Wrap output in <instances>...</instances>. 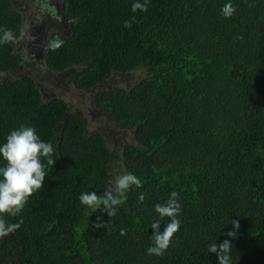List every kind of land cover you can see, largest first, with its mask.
<instances>
[{"label": "trees", "instance_id": "1", "mask_svg": "<svg viewBox=\"0 0 264 264\" xmlns=\"http://www.w3.org/2000/svg\"><path fill=\"white\" fill-rule=\"evenodd\" d=\"M134 2L65 0L72 29L51 32L48 40L59 34L64 44L46 52L51 71L77 69L71 82L93 93L97 116L132 133L118 149L64 99L45 102L33 77L0 79V146L31 126L56 159L22 213L4 215L20 227L0 238V264H219L208 248L225 240L231 264H264V0H147V12L133 13ZM228 2L231 18L221 14ZM21 24L10 0H0V28L19 36ZM19 62L10 43L0 44L1 75ZM130 75L124 88L105 87ZM124 173L142 186L115 216L90 215L80 195L103 196ZM173 191L180 229L163 256L147 255L152 222L161 232L169 222L155 206ZM98 217L105 226L96 229Z\"/></svg>", "mask_w": 264, "mask_h": 264}, {"label": "clouds", "instance_id": "2", "mask_svg": "<svg viewBox=\"0 0 264 264\" xmlns=\"http://www.w3.org/2000/svg\"><path fill=\"white\" fill-rule=\"evenodd\" d=\"M132 12L138 10L147 12V0L140 3L139 0L132 4ZM236 12L235 6L228 2L222 9L221 14L225 18H231ZM135 17H133V20ZM124 27L130 28L131 21H125ZM242 38V37H241ZM36 38L30 34L29 30L22 31L19 36L15 35L11 29L0 28V44L19 42L25 40L32 42ZM64 44V40L57 34L53 39L46 41V52L56 51ZM55 149L50 142H44L37 134L34 127L21 125L18 129L11 131L7 136L6 142L0 146V157L5 161L0 166V238L6 237L20 227V223H7L4 215L18 216L22 213L29 198L36 192L43 189L47 169L54 167ZM141 187V180L132 173H124L115 176L109 186L105 188L103 196H97L96 192H84L80 195L81 204L87 206L91 212L103 210L110 217L116 215L118 206L126 201V193L133 187ZM179 194L173 191L169 199L164 204H157L155 211L163 220L168 218V223L161 232L160 221H153L151 228L154 229L153 245L147 248V255L163 256L169 249L174 234L181 226L178 216L181 212V205L178 202ZM145 199L144 193L139 194V201ZM103 206V209H101ZM22 223V221H21ZM234 230L227 233L228 236L235 238L238 234L240 224L238 220H232ZM105 225L98 222L94 227L99 229ZM127 230L122 229L121 235H126ZM233 244L225 240L217 246L216 242L209 245L208 251L215 253L219 264H231Z\"/></svg>", "mask_w": 264, "mask_h": 264}, {"label": "flooded vegetation", "instance_id": "3", "mask_svg": "<svg viewBox=\"0 0 264 264\" xmlns=\"http://www.w3.org/2000/svg\"><path fill=\"white\" fill-rule=\"evenodd\" d=\"M10 2L12 10L22 19L20 33L29 30L36 39L32 42L25 40L10 42L13 54L20 57V62L14 71L8 73H20L25 67L42 71L43 66H47L46 41L50 33L58 30L68 34L74 23L64 11L65 0H10ZM24 76L31 75L25 74L22 77Z\"/></svg>", "mask_w": 264, "mask_h": 264}, {"label": "rangeland", "instance_id": "4", "mask_svg": "<svg viewBox=\"0 0 264 264\" xmlns=\"http://www.w3.org/2000/svg\"><path fill=\"white\" fill-rule=\"evenodd\" d=\"M29 69L25 67L17 74L16 72L7 73L6 75L0 74V79L16 80L25 74H30L35 79L45 102L54 98L64 99L72 112L81 113L87 119L89 132L99 130L109 134L112 148L118 149L117 145L121 146L125 141L131 140V132H126L106 115L97 116V113L92 109L93 93L77 90L71 82L72 73H54L47 66H43L42 71H37L34 68ZM132 77L134 76H115L112 78L113 81L105 84V87H111L113 84L124 88Z\"/></svg>", "mask_w": 264, "mask_h": 264}, {"label": "water", "instance_id": "5", "mask_svg": "<svg viewBox=\"0 0 264 264\" xmlns=\"http://www.w3.org/2000/svg\"><path fill=\"white\" fill-rule=\"evenodd\" d=\"M76 71H77V69H70V70H67V71H65L63 73H67V74H71L72 73V74H74ZM52 72H54V71H52ZM54 73H56V72H54ZM63 73H61V74H63Z\"/></svg>", "mask_w": 264, "mask_h": 264}]
</instances>
